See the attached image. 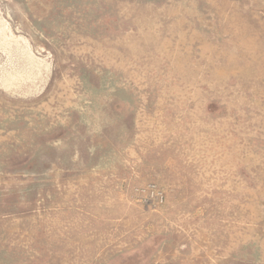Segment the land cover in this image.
I'll list each match as a JSON object with an SVG mask.
<instances>
[{
	"label": "rangeland",
	"instance_id": "rangeland-1",
	"mask_svg": "<svg viewBox=\"0 0 264 264\" xmlns=\"http://www.w3.org/2000/svg\"><path fill=\"white\" fill-rule=\"evenodd\" d=\"M0 264H264V0H0Z\"/></svg>",
	"mask_w": 264,
	"mask_h": 264
}]
</instances>
